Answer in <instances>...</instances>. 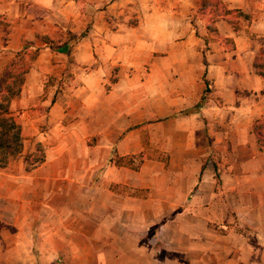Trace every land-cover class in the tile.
Listing matches in <instances>:
<instances>
[{"label":"crops","instance_id":"0c3cea01","mask_svg":"<svg viewBox=\"0 0 264 264\" xmlns=\"http://www.w3.org/2000/svg\"><path fill=\"white\" fill-rule=\"evenodd\" d=\"M263 49L264 0H0V73L28 65L9 111L42 157L0 172L14 248L264 264Z\"/></svg>","mask_w":264,"mask_h":264},{"label":"trees","instance_id":"16d2710c","mask_svg":"<svg viewBox=\"0 0 264 264\" xmlns=\"http://www.w3.org/2000/svg\"><path fill=\"white\" fill-rule=\"evenodd\" d=\"M256 72L264 77V49L254 63ZM28 65L20 55L14 57L0 73V167H4L9 160L22 152L23 139L21 129L15 118L9 111L12 99L20 93L24 74ZM253 132L260 147H264V121L254 124ZM42 161V157H36L28 167Z\"/></svg>","mask_w":264,"mask_h":264},{"label":"rangeland","instance_id":"374dc122","mask_svg":"<svg viewBox=\"0 0 264 264\" xmlns=\"http://www.w3.org/2000/svg\"><path fill=\"white\" fill-rule=\"evenodd\" d=\"M26 155L27 154L24 155L21 153L13 159L9 160V163L6 166L8 172H18L22 170L23 160ZM40 156V153H37L35 155V158ZM33 159L34 158L25 157L27 165L31 164ZM1 169L3 168H0V172L3 177V174L5 173V167L3 170ZM2 187L4 188L3 182L0 184V264H39L33 256V250H29V252L26 253H20L19 250L14 248V246L16 245L14 239H11V236L14 235L13 230L15 228L16 223H18L17 221H21V219L16 218V216H14V209H12V206H9L10 208L7 209L9 216H5V196L3 191L4 189ZM12 204H15V201H13ZM9 242H11V248L10 244H8Z\"/></svg>","mask_w":264,"mask_h":264}]
</instances>
